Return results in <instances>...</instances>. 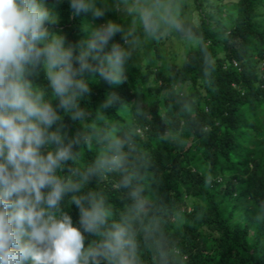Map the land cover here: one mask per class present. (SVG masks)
Returning <instances> with one entry per match:
<instances>
[{"label":"trees","instance_id":"16d2710c","mask_svg":"<svg viewBox=\"0 0 264 264\" xmlns=\"http://www.w3.org/2000/svg\"><path fill=\"white\" fill-rule=\"evenodd\" d=\"M168 1L103 0L105 15L95 18L46 0L69 44L111 22L122 29L114 42L130 53L122 83L95 77L79 102L84 115L61 114L65 143H78L58 175L81 188L59 210L77 223L71 196L93 193L107 216L101 231L131 223L136 264H264V0H192L197 17L183 16L187 0L174 16ZM142 10L158 22L171 15L180 28L159 22L147 32ZM164 33L177 41L167 56ZM32 81L47 88L42 72ZM112 136L125 142L124 169L96 170ZM101 239L85 234V248Z\"/></svg>","mask_w":264,"mask_h":264},{"label":"clouds","instance_id":"9594fccd","mask_svg":"<svg viewBox=\"0 0 264 264\" xmlns=\"http://www.w3.org/2000/svg\"><path fill=\"white\" fill-rule=\"evenodd\" d=\"M68 4L77 16L102 18L107 10L103 0ZM53 9L46 0H0V264H136L129 220L122 218L101 231L107 222L103 201L87 193L71 196L78 210L74 223L59 209L81 186L58 175L73 159L72 148L78 143H65L61 114L73 120L84 115L79 102L95 77L122 83L130 53L114 42L122 29L111 22L93 29L80 43L69 44L52 28ZM141 19L147 32H154L159 22L180 28L171 15L160 16L158 22L142 10ZM36 72L43 73L47 88L34 85ZM107 140V155L95 169L123 171L125 142L114 136ZM129 184L128 178L122 182L124 187ZM130 195L140 207L139 190ZM85 234L102 239L85 248Z\"/></svg>","mask_w":264,"mask_h":264},{"label":"rangeland","instance_id":"374dc122","mask_svg":"<svg viewBox=\"0 0 264 264\" xmlns=\"http://www.w3.org/2000/svg\"><path fill=\"white\" fill-rule=\"evenodd\" d=\"M173 0H169L165 6L163 7L164 10L168 8L169 4L172 2ZM225 1H230V0H225ZM187 2H189V8H190V12L189 14H185L183 16H187V17H191V16H196V14L193 15V12L191 11L193 8V2L192 0H187ZM175 13H174V16H178L181 11L183 10V6H182V3H181V0H175ZM163 8L161 7V9H159V13L162 12ZM157 9V7H156ZM197 17V16H196ZM128 44V43H126ZM177 48V41L176 39L174 38V36L171 34V33H164L163 35V53L165 56H167L168 54H170L171 51H175Z\"/></svg>","mask_w":264,"mask_h":264}]
</instances>
